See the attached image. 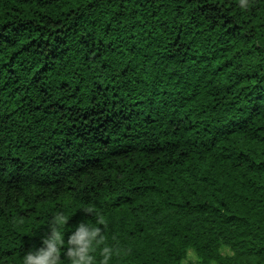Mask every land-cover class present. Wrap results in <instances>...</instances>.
I'll use <instances>...</instances> for the list:
<instances>
[{"label": "trees", "instance_id": "obj_1", "mask_svg": "<svg viewBox=\"0 0 264 264\" xmlns=\"http://www.w3.org/2000/svg\"><path fill=\"white\" fill-rule=\"evenodd\" d=\"M57 236L264 264V0H0V264Z\"/></svg>", "mask_w": 264, "mask_h": 264}, {"label": "clouds", "instance_id": "obj_2", "mask_svg": "<svg viewBox=\"0 0 264 264\" xmlns=\"http://www.w3.org/2000/svg\"><path fill=\"white\" fill-rule=\"evenodd\" d=\"M62 222V221H61ZM82 233L81 239L83 238V229H80ZM91 236H95V231L89 233ZM69 240L74 241L76 244H79V240L75 238V234L69 235ZM59 243V237H55V239L49 237L42 240V244L39 248L36 249L34 253H28L24 258V264H58L57 257V247L56 245ZM105 252L108 249L104 250ZM70 257H75L78 254L73 252L71 249L67 253ZM83 255H80L78 259H73L72 264H88V260ZM107 257L105 256V260Z\"/></svg>", "mask_w": 264, "mask_h": 264}, {"label": "rangeland", "instance_id": "obj_3", "mask_svg": "<svg viewBox=\"0 0 264 264\" xmlns=\"http://www.w3.org/2000/svg\"><path fill=\"white\" fill-rule=\"evenodd\" d=\"M189 258H193V255H192V253H190V254H189Z\"/></svg>", "mask_w": 264, "mask_h": 264}]
</instances>
